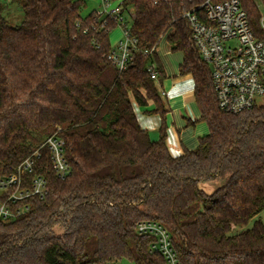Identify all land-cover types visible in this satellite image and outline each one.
<instances>
[{
	"label": "trees",
	"instance_id": "16d2710c",
	"mask_svg": "<svg viewBox=\"0 0 264 264\" xmlns=\"http://www.w3.org/2000/svg\"><path fill=\"white\" fill-rule=\"evenodd\" d=\"M2 1L0 176L39 150L29 177L43 176L49 193L0 224V264H166L150 251L155 238L138 235L143 221L169 232L181 264H264V222L239 231L264 211V103L238 115L220 110L211 68L182 18L208 0H123L138 40L124 72L107 59L106 28L115 24L94 12L83 18L84 0H12L24 15L18 27ZM240 1L264 41L257 5ZM164 38L183 54L179 73L194 78L209 128L179 157L166 142V73L157 53ZM133 102L155 106L149 113L162 118L158 141L140 126ZM52 136L64 142L71 169L63 179L42 147ZM212 182L220 186L208 193L202 185Z\"/></svg>",
	"mask_w": 264,
	"mask_h": 264
},
{
	"label": "built area",
	"instance_id": "2783aa9c",
	"mask_svg": "<svg viewBox=\"0 0 264 264\" xmlns=\"http://www.w3.org/2000/svg\"><path fill=\"white\" fill-rule=\"evenodd\" d=\"M260 21L264 28V0H260ZM104 11L95 12L98 21L109 19L122 30V37L112 45L107 59L120 72L133 65V52L138 40L133 36L125 15L134 18L133 9H126L123 0L109 10L110 0H103ZM182 18L189 21L192 39L201 60L210 66L214 91L222 112L238 115L253 109L264 99V41L258 39L248 20L240 0L214 3L210 0ZM104 21L102 27H106ZM107 29V34L111 31ZM88 32V30H85ZM110 41V38H109ZM157 80V74L152 73ZM162 95L168 94L162 91ZM42 147L48 148L56 175L65 178L71 172L65 156L64 142L57 136L49 137ZM40 151L22 162L13 173L0 176V224H9L29 212L28 204L22 203L47 197L49 190L46 179L41 175L29 177L40 158ZM136 231L140 236H152L155 242L151 252L161 254L166 264H181L173 248L169 232L159 223L143 221Z\"/></svg>",
	"mask_w": 264,
	"mask_h": 264
},
{
	"label": "crops",
	"instance_id": "0c3cea01",
	"mask_svg": "<svg viewBox=\"0 0 264 264\" xmlns=\"http://www.w3.org/2000/svg\"><path fill=\"white\" fill-rule=\"evenodd\" d=\"M161 49V47H160ZM157 48L159 59L166 73L161 91L168 94L165 97L169 110L167 115L166 142L172 156H182L186 151H193L199 145V140L209 133L208 125L201 121L202 113L195 99V80L191 75L181 76L179 65L170 61V44ZM140 126L146 130L152 140L158 141L162 118L149 113L154 105L142 108L133 102ZM208 135V134H207Z\"/></svg>",
	"mask_w": 264,
	"mask_h": 264
},
{
	"label": "rangeland",
	"instance_id": "374dc122",
	"mask_svg": "<svg viewBox=\"0 0 264 264\" xmlns=\"http://www.w3.org/2000/svg\"><path fill=\"white\" fill-rule=\"evenodd\" d=\"M85 1V7L82 9L81 11V15L83 18H86L87 16H89L90 14H92L93 12H101L104 11V5H103V0H84ZM255 2V4L259 7H261V2L260 0H253ZM4 7H5V11H4V16L7 19L8 23L13 26V27H18L21 25L24 15H23V11L22 9L15 3H12V0H3L1 2ZM121 3V0H110V8L114 9L115 7H117L119 4ZM127 21V25L130 28L132 25V17H130V15H125ZM122 37V30L119 27H115L112 29L109 38H110V43L112 45H114L120 38ZM169 44V42L167 41L166 38H164V40L161 41L158 49H162L163 45ZM160 49V50H161ZM183 59V54L181 52H173L171 50V46H170V61L174 64H177L180 66L181 62ZM264 103V99H261L259 102L260 104ZM208 134V133H207ZM206 134V135H207ZM220 186V183L217 182H212V183H205L202 185V188L204 190H206L208 193H212L217 187ZM260 220L264 222V211L261 212L254 220H252L246 227H243L241 229H239V231H245L248 229H251L254 225V222ZM57 231V230H56ZM60 231L58 230V233ZM115 264H134L130 261H122V262H118Z\"/></svg>",
	"mask_w": 264,
	"mask_h": 264
}]
</instances>
